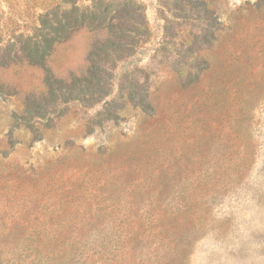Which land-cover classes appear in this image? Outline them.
Wrapping results in <instances>:
<instances>
[{"label":"rangeland","instance_id":"1","mask_svg":"<svg viewBox=\"0 0 264 264\" xmlns=\"http://www.w3.org/2000/svg\"><path fill=\"white\" fill-rule=\"evenodd\" d=\"M98 1L0 0V264H264V0H104L109 32L19 52ZM96 44L130 55L108 96L54 102Z\"/></svg>","mask_w":264,"mask_h":264},{"label":"trees","instance_id":"2","mask_svg":"<svg viewBox=\"0 0 264 264\" xmlns=\"http://www.w3.org/2000/svg\"><path fill=\"white\" fill-rule=\"evenodd\" d=\"M127 4L128 6H133L136 11H140V5L134 3L132 0H128ZM112 8L113 4L111 2L100 0L98 3H94L92 7L84 8L83 10L74 6L70 10L59 11L54 9L41 14L39 26L35 29V35H19L17 37L20 45L19 52L29 64L35 66L43 65L53 51L54 46L68 38L67 34L76 30V28L88 27L96 30H108L109 32L111 29L107 26V23ZM139 25L144 26V18L143 22ZM139 35L144 37L146 31H139ZM89 57L90 67L84 79H74L70 85H63L62 82L57 81L55 82L56 88L50 81L49 83L46 82L48 95H50L54 102H61L63 104L72 101L96 103L98 98L107 97L112 77L106 74L107 70L104 66H101V63L106 64L108 62L110 64L111 58H116L115 60L120 61L130 57V55H115L113 51H109L105 46H97L96 44L92 48ZM101 73L106 77H102ZM77 91L79 92L78 95H74ZM109 114L107 109L103 108L98 118L101 120L111 118L112 115Z\"/></svg>","mask_w":264,"mask_h":264}]
</instances>
